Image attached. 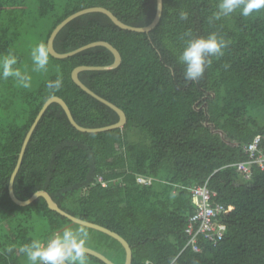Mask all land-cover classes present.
I'll use <instances>...</instances> for the list:
<instances>
[{
  "label": "trees",
  "instance_id": "trees-1",
  "mask_svg": "<svg viewBox=\"0 0 264 264\" xmlns=\"http://www.w3.org/2000/svg\"><path fill=\"white\" fill-rule=\"evenodd\" d=\"M149 33L116 27L107 16L75 18L56 35L65 53L106 41L121 56L107 71H83L80 81L120 108L121 128L82 133L51 104L26 146L13 182L19 200L46 191L68 214L119 234L131 248V264H264V172L252 167L249 184L233 164L247 159L242 146L264 136V0H162ZM101 6L125 24L148 25L155 0H0V264H58L55 247L76 243L123 264L119 242L71 225L38 198L14 204L8 181L26 132L42 104L60 97L77 124L99 128L117 114L80 90L70 73L79 65L105 66L113 55L93 47L67 59L52 58L46 42L53 28L84 8ZM44 24L41 49L54 72L33 89L14 88L25 54L14 32L23 17ZM218 130L223 133L221 139ZM98 177L106 183L101 186ZM137 177L150 179L140 184ZM207 181L223 236L200 250L185 247L184 226L193 212L189 188ZM44 227V228H43ZM69 264H104L67 249Z\"/></svg>",
  "mask_w": 264,
  "mask_h": 264
},
{
  "label": "water",
  "instance_id": "water-1",
  "mask_svg": "<svg viewBox=\"0 0 264 264\" xmlns=\"http://www.w3.org/2000/svg\"><path fill=\"white\" fill-rule=\"evenodd\" d=\"M162 7H163L162 0H155V13H154L153 19L151 20V22L148 25L142 26V27H136V26H131V25L125 24L122 21H120L110 10H108L104 7H101V6H93V7L84 8V9H81L79 11L72 13L71 15L67 16L65 19H63L60 23H58L53 28V30L50 32V35H49L47 42H46V50L52 58L67 59V58L72 57L81 51H84V50H87V49H90L93 47H104L111 52V54L113 55V62L111 64L105 65V66L79 65V66L72 69V71L70 73V78H71L72 82L80 90H82L84 93H86L87 95H89L93 99L97 100L98 102L102 103L103 105H105L108 108H110L111 110H113L118 116V121L114 124L104 126V127H99V128L82 127L75 122L68 106L60 97H57V96L49 97L42 104L40 110L38 111L36 117L34 118L32 124L30 125L28 131L26 132V134L24 136V139L22 141V144H21L18 156H17L16 163H15L14 169L10 175V178L8 181V187H7L9 198L11 199V201L14 204H16L18 206H27V205L31 204L33 201H35L36 199L42 198L45 201L49 210L59 214L60 216L66 218L67 220H69L71 225L76 224L79 226H84V227L99 231L101 233H104V234L110 236L111 238L115 239L117 242H119L121 244V246L123 247L124 252H125V260H124L123 264H131L132 253H131V248H130L129 244L119 234H117L116 232H113V231H111V230H109V229H107L101 225H98V224H95V223H92L89 221H85V220L79 219L77 217H74V216L68 214L67 212H65L61 208H59V206L52 200L50 195L44 190H38V191L34 192L26 200H19L14 195L13 182H14V178L17 174V171L20 167L26 146H27V144L31 138V135H32L35 127L37 126L39 120L41 119L42 115L44 114L46 109L51 104H53V103L58 104L61 107V109L63 110L68 122L70 123V125L75 130L82 132V133H98V132L108 131V130H112V129H117V128L123 127V125L126 122V116L120 108H118L113 103L107 101L106 99L98 96L96 93L91 91L88 87H86L80 81V79L78 77L79 73L83 72V71H107V70H112V69L117 68L121 62V56H120L119 52L117 51V49L114 48L110 43H108L106 41H94V42H90L88 44H85L79 48H76L72 51L65 52V53H58L54 50L53 42H54L56 35L59 33V31L63 27H65L69 22H71L72 20H74L77 17H80V16L85 15V14H89V13H101V14H104L105 16H107L109 18V20L119 29H122L125 31H130V32H135V33H149L158 24L160 17H161V14H162ZM211 132L218 133L220 135L221 139H224L223 133L221 131L212 130ZM67 249H72V250L83 252L87 255L95 257L96 259H98L99 261H101L104 264H115L111 260H109L108 258L103 256L102 254H100V253H98V252H96V251H94L88 247H85V246H82V245L76 244V243H60V244L56 245V247H55V258H56V261L58 264H69L63 258V253Z\"/></svg>",
  "mask_w": 264,
  "mask_h": 264
},
{
  "label": "built area",
  "instance_id": "built-area-1",
  "mask_svg": "<svg viewBox=\"0 0 264 264\" xmlns=\"http://www.w3.org/2000/svg\"><path fill=\"white\" fill-rule=\"evenodd\" d=\"M242 151L246 155L245 161L233 164L236 171L249 181L252 175V167H256L259 171L264 172V136L256 135L247 144L242 146ZM136 181L140 184H149L150 179L137 177ZM98 182L105 187L106 183L98 177ZM190 199L193 205V212L187 218L184 226L186 235L185 247H189L192 251L200 250L198 245L199 239L206 240L212 244H216L223 236L222 224L219 216L225 211L223 205L213 202L215 192L209 190L207 181L201 185H195L189 188ZM53 247V242L49 243L42 255L41 264L46 262L49 252ZM144 264H153L146 261Z\"/></svg>",
  "mask_w": 264,
  "mask_h": 264
},
{
  "label": "rangeland",
  "instance_id": "rangeland-1",
  "mask_svg": "<svg viewBox=\"0 0 264 264\" xmlns=\"http://www.w3.org/2000/svg\"><path fill=\"white\" fill-rule=\"evenodd\" d=\"M44 24H40L33 20L32 16L23 17V22L14 32L18 35V47L24 52L25 59L15 70V81L13 86L17 90L33 89L37 84L46 79L54 70L47 66V58L41 49V35ZM2 68H0L1 70ZM3 70V69H2ZM2 73V71H0ZM3 96L0 98L2 99ZM260 123L264 124V112L260 111ZM249 184L250 181H244ZM44 228V227H43Z\"/></svg>",
  "mask_w": 264,
  "mask_h": 264
}]
</instances>
